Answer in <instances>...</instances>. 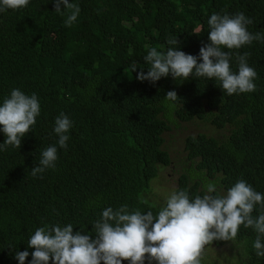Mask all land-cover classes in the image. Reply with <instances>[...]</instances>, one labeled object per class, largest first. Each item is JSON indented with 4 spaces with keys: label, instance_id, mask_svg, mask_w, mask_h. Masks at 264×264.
Wrapping results in <instances>:
<instances>
[{
    "label": "trees",
    "instance_id": "16d2710c",
    "mask_svg": "<svg viewBox=\"0 0 264 264\" xmlns=\"http://www.w3.org/2000/svg\"><path fill=\"white\" fill-rule=\"evenodd\" d=\"M69 2L81 9L71 26L65 24L67 10L55 12L54 0H29L22 9L0 12V106L16 88L34 93L40 104L21 147L0 149V264H19L16 252L25 250L30 264L34 249L28 241L39 227L71 224L73 234L95 239L93 225L108 207L157 215L166 203L155 205L143 194L159 169L171 165L164 135L181 124L202 122L225 134L185 138V168L175 191L185 190L191 199L204 194L206 182L226 191L242 179L264 195V42L223 49L232 52L233 72L237 54L249 53L247 63L257 72L254 92L228 96L214 78H136L149 70L143 59L148 51L166 53L171 38L178 39V50L199 57L210 43L207 20L213 13H243L253 21L248 31L264 34V0ZM197 30L203 37L194 36ZM168 91L180 98L174 106L164 98ZM61 113L72 121L66 149L53 131ZM5 139L0 131V144ZM53 145L55 167L34 177L42 151ZM260 211L257 205L252 215ZM255 237L241 225L235 240L205 248L238 250L228 264H264L255 254Z\"/></svg>",
    "mask_w": 264,
    "mask_h": 264
},
{
    "label": "clouds",
    "instance_id": "9594fccd",
    "mask_svg": "<svg viewBox=\"0 0 264 264\" xmlns=\"http://www.w3.org/2000/svg\"><path fill=\"white\" fill-rule=\"evenodd\" d=\"M29 0H0V12L19 10L26 7ZM63 5V8H61ZM55 12L63 14L67 10L66 26H71L80 14V7L69 0H54ZM210 43L202 46L199 57L178 50L179 41L171 38L166 53L151 48L144 56L148 67L145 74L137 75L140 81L157 82L162 77L172 76L177 81L196 78L215 79L228 96L254 92L253 82L257 72L247 63L249 53L237 54L238 72L230 68L233 49L250 45L255 41L264 42V34H252L247 26L253 21L243 13L233 16L213 13L207 20ZM198 59L202 62L198 63ZM137 66L132 65L135 71ZM172 102L180 98L175 91H168L164 97ZM40 114V104L33 93L26 95L20 89L11 90L0 106V131L6 137L0 149L8 146L19 149L22 138L36 123ZM72 121L61 113L55 119L54 133L58 136L60 148H67ZM57 147H47L41 153L39 165L32 168V175L54 168L58 159ZM204 194L189 197L185 190L173 191L166 199L165 206L157 215L152 211L129 212L123 205L113 210H103L101 218L93 225L96 238L76 232L73 226H44L36 229L28 241L33 248L30 264H201L205 246L213 241H233L241 225L255 231L253 244L255 254L264 257V195L255 191L244 180H238L226 191H218L213 182L204 184ZM261 208L258 216L252 213L256 206ZM28 251L16 252L19 264H25Z\"/></svg>",
    "mask_w": 264,
    "mask_h": 264
},
{
    "label": "rangeland",
    "instance_id": "374dc122",
    "mask_svg": "<svg viewBox=\"0 0 264 264\" xmlns=\"http://www.w3.org/2000/svg\"><path fill=\"white\" fill-rule=\"evenodd\" d=\"M168 22L173 19L166 17ZM166 37V33H164ZM196 38L203 37V33L197 30L194 34ZM204 134L209 137L221 139L225 132L216 130L209 124L202 122H194L191 124H181L172 127V129L164 135V149L171 159V165L161 167L158 175L150 182L148 192L143 194V198L155 205H163L166 203L168 196L175 191L177 187V179L185 168L184 140L189 135ZM237 253H236V252ZM239 252H241L239 248ZM237 254L238 250L231 246L221 248L207 247L204 250L201 264H228L229 259ZM241 258L245 256L244 252L240 253Z\"/></svg>",
    "mask_w": 264,
    "mask_h": 264
}]
</instances>
